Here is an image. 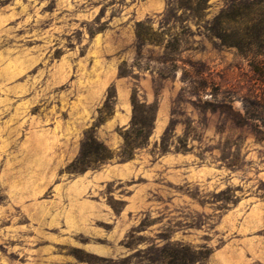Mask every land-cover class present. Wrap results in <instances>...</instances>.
Here are the masks:
<instances>
[{
	"label": "rangeland",
	"instance_id": "rangeland-1",
	"mask_svg": "<svg viewBox=\"0 0 264 264\" xmlns=\"http://www.w3.org/2000/svg\"><path fill=\"white\" fill-rule=\"evenodd\" d=\"M255 1L0 0V264H264V19L211 34ZM110 86L96 138L132 96L151 133L74 171Z\"/></svg>",
	"mask_w": 264,
	"mask_h": 264
},
{
	"label": "trees",
	"instance_id": "trees-1",
	"mask_svg": "<svg viewBox=\"0 0 264 264\" xmlns=\"http://www.w3.org/2000/svg\"><path fill=\"white\" fill-rule=\"evenodd\" d=\"M253 4L258 5L254 10L249 9ZM241 8V9H240ZM235 5L230 2L229 4H224L219 11L214 15V27L211 28V34L216 37L222 44L227 46H234L238 51H240L237 42L234 41L233 33L226 26L228 22H235L236 20L249 18L254 16L255 18L264 19V0H257L255 2H249L244 9L242 7ZM140 25V22L136 23V27ZM262 31L264 28L259 29L255 38L259 39L262 36ZM136 39L142 42L146 40L145 38H139L138 33H135ZM246 36L241 34L237 41H245ZM261 54V53H257ZM112 91V92H110ZM115 92L113 86L106 89V97L101 108L97 111L98 119L95 124H93L89 130L84 134L82 141L80 142V150L78 157H76L71 163V168L74 171H80V169H86L89 167L90 163H97V166H101L106 161H109L113 157L119 162H124L132 158L134 150L140 149L146 143V140L151 133L153 128V121L155 118L156 107L152 112V105L147 103L144 99L137 100L130 98L131 104V117L126 126L123 127L122 133L120 134L121 143L117 147V150L113 152L110 150L102 141L98 140L94 134L95 128L103 123V121L108 118L111 113L106 112V103L108 99L114 98ZM104 110V111H103ZM82 158H88L89 164L82 162ZM81 164L78 167V165ZM76 169V170H75ZM203 257V256H202Z\"/></svg>",
	"mask_w": 264,
	"mask_h": 264
},
{
	"label": "crops",
	"instance_id": "crops-1",
	"mask_svg": "<svg viewBox=\"0 0 264 264\" xmlns=\"http://www.w3.org/2000/svg\"><path fill=\"white\" fill-rule=\"evenodd\" d=\"M116 97L118 99V105L121 109L120 112H116L112 114L109 118H107L100 126L104 127L105 129H112L117 126H121L126 124L128 121V113H129V104H128V97L127 92L125 90H120L119 88L116 89ZM159 108H156V113ZM155 113V116H156ZM162 126V120L158 122L156 125V129Z\"/></svg>",
	"mask_w": 264,
	"mask_h": 264
}]
</instances>
